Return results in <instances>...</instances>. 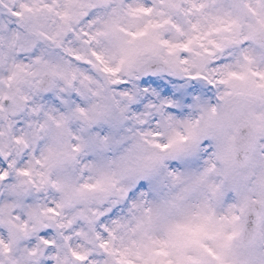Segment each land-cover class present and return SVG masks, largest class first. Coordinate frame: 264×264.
<instances>
[{"label": "snow or ice", "instance_id": "6c2138e0", "mask_svg": "<svg viewBox=\"0 0 264 264\" xmlns=\"http://www.w3.org/2000/svg\"><path fill=\"white\" fill-rule=\"evenodd\" d=\"M112 2L95 0L85 5L78 0H66L63 13L56 11L55 3L21 4L20 10H13L11 16L32 21L35 29L46 15H60L67 23L85 15L86 7L103 10ZM210 8L214 11H207ZM103 15V26L92 38H102L109 46L101 52L93 51L92 55L112 75L124 65L142 66L141 59L146 55L173 72L187 73L182 65L191 63L202 69L205 55L211 54L204 41L218 51L243 43L249 45L240 48L234 63L222 66V78L218 81L200 72L190 76L203 78L209 85L219 83L228 90L220 97L224 100L220 108L202 104L196 98L194 106L201 110L202 117L194 122L165 114L166 108L176 107L179 102L138 83H132L121 94L126 103L118 109L119 118L105 105L94 106L91 117L86 116L83 108L78 110L85 115L89 127L104 121L115 128L130 106L147 101L144 107L160 114L169 130L166 143L156 139L163 133H151L153 140L149 143L154 148L168 152L174 159L196 156L201 150L209 153L208 158L197 171L169 172L175 190L170 189L158 199H146L149 191H155L152 181L163 159L158 154L135 168L118 165L116 170L102 171L96 185H84L105 195L115 190L120 199H129L140 182H148V189L139 193L140 198L131 199L130 217L112 220L111 227L97 217L108 215L112 208L91 215L81 213L88 231L76 235L89 244L96 242L95 248L73 246L69 234L58 242L51 228L39 233L38 245L26 223L16 224L9 218L10 207L0 208V225L6 227V233L0 228V264H100L96 249L103 264H264V0H231L227 8L217 7L215 0H158L152 6L144 0H132ZM173 16L189 18L193 34L184 41L160 38V29L166 26L186 35ZM194 16L197 19L192 22L190 18ZM125 18L128 27L121 23ZM202 20L207 22L206 27ZM63 30L61 27L60 31ZM83 35L89 37L90 33ZM214 35H220V39H211ZM20 39L21 33H12V43ZM197 42L203 53L193 47ZM161 47L166 48V54H161ZM178 50L190 53L192 60L179 58ZM117 57V66L111 67L108 60ZM109 140V136L96 137L83 146L104 150ZM80 147L73 145L72 151H80ZM22 174L29 175L27 171ZM124 179L127 184H120ZM117 203L119 200L113 201V205ZM48 211L56 214L55 209ZM58 227L64 229L66 225Z\"/></svg>", "mask_w": 264, "mask_h": 264}, {"label": "clouds", "instance_id": "9594fccd", "mask_svg": "<svg viewBox=\"0 0 264 264\" xmlns=\"http://www.w3.org/2000/svg\"><path fill=\"white\" fill-rule=\"evenodd\" d=\"M65 2L0 0V25L4 26L0 29V208L10 207L9 218L16 224L26 223L38 245L39 233L51 228L58 242L64 234H69L73 246L95 248L96 242L89 244L76 235L88 231L81 213L91 215L94 211L99 213L112 208L108 215L97 217L99 222L111 227L112 220L130 217L131 199H139V193L148 189V182H140L129 199H120L115 190L111 195H105L99 189L84 188V185H96L102 178V171L116 170L118 165L135 168L158 154L163 159L152 181L155 191H149L146 197L158 199L170 189L175 190L169 172L188 174L197 171L204 166L209 153L201 150L196 156L174 159L168 152L154 148L149 143L153 140L151 133H163L156 139L166 143L169 130L160 114L144 107L147 101L130 106L115 128L104 121L89 127L85 115L78 110L83 108L86 116L91 117L94 106L105 105L114 117L119 118L118 109L126 103V97L121 94L127 92L132 83H138L158 89L164 97L179 102L176 107L166 108L165 114H172L180 121L190 119L194 122L202 117L201 110L194 106L196 98L202 104L220 108L224 106L220 97L228 90L219 83L209 85L203 78L191 79L190 76L200 72L202 76L218 81L222 78V66L234 63L240 48L249 45L243 43L218 51L204 41L211 54L205 55L206 63L202 69L191 63L182 65L188 69L187 73L173 72L158 59L146 55L141 59L142 66L124 65L120 72L112 75L106 73L104 66L92 55L93 51L101 52L108 47V42L92 37L103 26L104 12H110L117 5L126 6L132 0H113L109 8L103 10L86 7L85 15L67 23L60 15H46L35 29L31 26L32 21L11 16L13 10H20L21 4L55 3L56 11L63 13ZM78 2L88 5L95 0ZM144 2L152 6L158 0ZM230 3L231 0H215L217 7L227 8ZM172 18L181 23L186 35L166 26L160 29L161 39L178 42L193 34L189 18ZM190 19L195 22L197 17ZM121 23L129 26L126 18ZM201 24L206 27L207 22L202 20ZM13 32L21 33V39L16 43L11 42ZM85 32L90 36L85 37ZM220 35L211 39L219 40ZM199 43L193 47L203 53ZM166 51L161 47V54ZM178 56L192 60V55L182 50H178ZM118 62V57L108 60L111 67H116ZM137 76L140 80L135 79ZM104 136L110 137L104 150L83 146L85 142L90 144L94 138ZM73 145L81 146L80 151H72ZM25 171L29 175H23ZM127 182L124 179L120 184ZM114 200L119 203L113 205ZM49 208L55 209L56 214L49 212ZM60 224L66 227L60 229ZM0 228L6 233L4 225ZM96 258L103 264L98 249Z\"/></svg>", "mask_w": 264, "mask_h": 264}]
</instances>
